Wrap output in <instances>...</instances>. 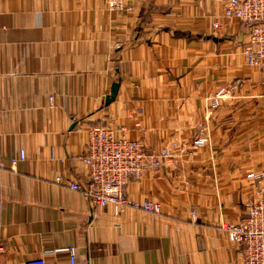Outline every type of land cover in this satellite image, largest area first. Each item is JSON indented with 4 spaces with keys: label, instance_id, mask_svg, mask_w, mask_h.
I'll return each instance as SVG.
<instances>
[{
    "label": "crops",
    "instance_id": "0c3cea01",
    "mask_svg": "<svg viewBox=\"0 0 264 264\" xmlns=\"http://www.w3.org/2000/svg\"><path fill=\"white\" fill-rule=\"evenodd\" d=\"M225 6L0 0V264L71 245L80 264H242L221 225L264 194V177H248L264 173V71L247 65V27ZM92 125H112L147 151L201 128L211 144L126 185L132 198L162 202V214L116 216L56 182L89 184L81 157ZM20 149L27 159L13 167Z\"/></svg>",
    "mask_w": 264,
    "mask_h": 264
},
{
    "label": "built area",
    "instance_id": "2783aa9c",
    "mask_svg": "<svg viewBox=\"0 0 264 264\" xmlns=\"http://www.w3.org/2000/svg\"><path fill=\"white\" fill-rule=\"evenodd\" d=\"M105 1L112 11L128 8V0ZM224 15L228 20L237 19L247 27L244 59L247 65L264 71V0H226ZM221 25L219 21L213 24L216 30ZM219 97L216 96L213 106L218 105ZM50 100L53 104L54 96H50ZM172 144V148L147 151L142 140L124 133L119 135L112 125H92L87 129L86 152L81 157L88 170L89 184L83 188L71 180L65 183L63 175L56 176V182L82 191L98 206L110 209L116 216L125 214L129 209L160 215L163 212L162 202L148 197L132 198L126 193V185L164 165L174 164L179 155L194 156L196 151L211 144V137L206 128H201L192 141L176 140ZM26 159V150L20 149L11 164L14 167ZM248 177L260 181L264 173L250 172ZM192 217L195 219L194 210ZM221 228L228 239L242 249V264H264V194L246 204L242 218L236 222H224ZM62 251L67 254L69 264H80L74 245L47 250L43 256L29 259L24 264H59L55 255ZM49 255L52 257L48 258Z\"/></svg>",
    "mask_w": 264,
    "mask_h": 264
},
{
    "label": "water",
    "instance_id": "95a60500",
    "mask_svg": "<svg viewBox=\"0 0 264 264\" xmlns=\"http://www.w3.org/2000/svg\"><path fill=\"white\" fill-rule=\"evenodd\" d=\"M119 88V84L118 83H114L112 86V96L107 98V102H110V100H112L114 98L115 93H117Z\"/></svg>",
    "mask_w": 264,
    "mask_h": 264
}]
</instances>
